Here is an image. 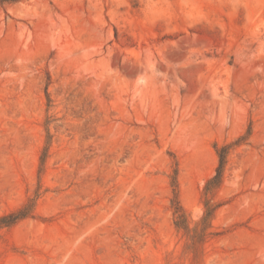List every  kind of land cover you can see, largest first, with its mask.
Segmentation results:
<instances>
[{
  "label": "rangeland",
  "instance_id": "obj_1",
  "mask_svg": "<svg viewBox=\"0 0 264 264\" xmlns=\"http://www.w3.org/2000/svg\"><path fill=\"white\" fill-rule=\"evenodd\" d=\"M0 264H264V0H0Z\"/></svg>",
  "mask_w": 264,
  "mask_h": 264
},
{
  "label": "trees",
  "instance_id": "obj_2",
  "mask_svg": "<svg viewBox=\"0 0 264 264\" xmlns=\"http://www.w3.org/2000/svg\"><path fill=\"white\" fill-rule=\"evenodd\" d=\"M226 148L227 147L224 146V147H222L220 149V164L217 167L215 176L211 179L210 182L217 183V182L220 181L221 174H222V169H223V165H224V162H225V151H226Z\"/></svg>",
  "mask_w": 264,
  "mask_h": 264
}]
</instances>
